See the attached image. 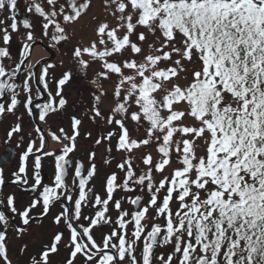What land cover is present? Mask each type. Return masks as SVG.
<instances>
[{
	"label": "snow or ice",
	"instance_id": "6c2138e0",
	"mask_svg": "<svg viewBox=\"0 0 264 264\" xmlns=\"http://www.w3.org/2000/svg\"><path fill=\"white\" fill-rule=\"evenodd\" d=\"M25 3L28 13L41 18V34L55 48L70 40L68 26L87 14L92 0ZM103 7V18H94V38L73 46V68L55 81L53 95L48 78L56 65L46 62L37 71L40 61L30 62L37 38L29 19L22 21L26 31L18 56L6 47L20 30L18 0H0V13L7 14L0 19L5 45L0 46V117L12 114L17 121L7 132L8 141L23 132V114H17L21 93L25 112L35 115L33 81L48 93L45 103L34 105L39 122L47 123L67 104L63 88L74 78L73 70L86 76L91 69L95 78L89 82L97 90L91 119L118 127L95 143L109 141L106 151L111 152L115 139L116 150L126 154L116 165L124 174L122 182L113 172L105 196L93 194L89 183L95 163L85 174L83 164L73 167L70 159L82 121L71 118V135L63 128L46 134L35 126L39 146L29 140L12 183L29 185L32 160L34 182L27 190L35 192L42 186V160L52 157V184L43 185L40 196L23 210L14 195L6 204L0 199L25 226L38 205L39 216L47 217L60 202L53 223L61 228L31 264H51L50 255L64 243V230L65 264L79 257L84 264H264V0H103ZM21 75L22 84L17 83ZM105 81L112 85L110 95ZM105 99L107 115L101 110ZM49 136L62 145L59 154L45 151ZM22 140L21 135L17 147ZM136 152L141 153L139 164ZM89 158L94 160L95 153ZM117 189L133 195L116 200ZM125 200L132 211L124 209ZM88 205L94 213L85 216ZM9 220L0 211V264H12L6 245ZM104 225L112 230L98 240L96 230Z\"/></svg>",
	"mask_w": 264,
	"mask_h": 264
},
{
	"label": "flooded vegetation",
	"instance_id": "af4514ba",
	"mask_svg": "<svg viewBox=\"0 0 264 264\" xmlns=\"http://www.w3.org/2000/svg\"><path fill=\"white\" fill-rule=\"evenodd\" d=\"M24 3V5H23ZM25 0H18V10H17V22L20 27L18 33H12V40L10 44L6 47H9L11 54L13 57H17L19 51L22 48V40L24 37V33L26 30L22 27V21L24 19H29L30 22L33 24V32L37 38V44L33 47L31 52L30 62L32 64H36L37 61H40V65H37V71L39 67L42 66L44 63H52L56 65L55 68L50 70L49 73V84H50V91L55 94L56 90V83L55 81L61 76L62 72L68 70L71 67H67L65 69L60 68L61 66L58 65V52L59 45H56L55 48L49 47L51 42L50 40L43 38L41 34V24L39 26L40 19L38 16L28 13L25 8ZM6 13H0V19H4ZM36 19L39 21L36 23ZM8 24L11 21H7ZM3 27V25H0ZM11 32V29H9ZM2 35V34H0ZM0 46H5L0 40ZM53 56H52V54ZM8 63V61H5ZM73 79L70 80L63 88V95L67 100V104L65 105L64 109L56 112L51 113L49 117H47V123H41L38 120V110L35 109L34 105L39 103L43 104L48 100V93L43 91V86L32 82L33 86V111L35 113L34 116L29 117L23 108V99L24 94L21 93L19 99H21L22 103L19 105V109L17 114H23V132L20 135L14 136V138L9 142L7 138V132L10 131L11 127H14L16 124V118L12 114H7L6 117H0V170L3 173L4 185L0 188V199H3L6 204V199L9 195L15 196V204L18 210H23L27 207L30 202L34 199H37L40 196V192L43 190V185H51L53 180L54 174V165L55 161L52 157H45L42 160V168L40 169V175L42 180V186L39 187L35 192L27 190L29 185L34 182L33 180V168H32V160H29L28 164V179L29 185H20L17 186L13 184L12 181L14 179L12 173L18 170L19 166V156L25 150V147L29 140H36V146H39V140L34 132L35 126L39 125L45 133L51 129L52 131H56L59 134V129L63 128L65 132L69 135L72 134L71 128V118L75 116L76 118L82 121L81 125L79 126V136L77 137L75 144L76 148L73 153L70 154L71 164L74 165L79 162L82 163L84 166L85 174L87 170L90 168L92 163L96 165V174L92 178L89 183V187L92 188L93 194H99L101 196H105V184L106 179L110 176L113 172H115L118 176V182H122L123 173L116 167L117 163L122 162L121 158L117 157V150L115 148V139L112 140L111 143L112 151L108 152L106 149L109 147V141H103L100 145H97L95 141L102 136L106 135L108 131H118V127L110 126L104 123L103 121L97 120L94 122L91 119V107L92 102L94 103V94L95 92L92 91L91 87L93 85L89 82L91 81L88 75L85 74L82 77H76L73 70ZM24 77L23 75L19 76L17 79V83L22 84ZM39 88L41 90V94L39 97L36 96V89ZM58 99V98H57ZM90 99V100H89ZM0 102H4L0 100ZM10 102V101H9ZM102 110V109H101ZM103 112V111H102ZM89 133L91 135L89 136ZM23 136V140L20 143V146L17 147V141L20 140V136ZM64 143H68V141H64ZM62 147L61 144L53 141L49 136L47 138V147L45 151H52L56 154H59V149ZM95 153L94 160H90V154ZM39 154V153H37ZM105 161H109L106 163ZM73 176L72 168H69V176L67 177L69 184H71V179ZM94 183H97L95 185ZM119 190V189H117ZM121 190V189H120ZM122 191V190H121ZM114 199L118 200L119 195L115 192L113 193ZM4 209V210H3ZM41 207L38 205L36 209L33 210L32 216L33 220L30 222L29 225L25 228L24 232H27L28 229L33 224H47V228L50 230H57V227L61 228V226H57L53 223V218L59 214L61 211L60 202H57L53 207L50 208L49 214L47 217H40L39 213L41 212ZM133 210V209H132ZM0 211H4L7 216L10 217L9 224L14 228L24 227L20 222V218L18 215L11 213L3 204H0ZM94 213V209L91 205L83 208V215L90 216ZM111 215L113 220L116 218V211L114 208L111 209ZM87 223V222H85ZM111 227L109 225H104L102 228L97 229V239L99 240L100 236L108 234L111 231ZM64 237L63 240H66L64 243H68V233L64 230ZM61 244L59 247L62 249H67L65 244ZM68 250V249H67Z\"/></svg>",
	"mask_w": 264,
	"mask_h": 264
},
{
	"label": "rangeland",
	"instance_id": "374dc122",
	"mask_svg": "<svg viewBox=\"0 0 264 264\" xmlns=\"http://www.w3.org/2000/svg\"><path fill=\"white\" fill-rule=\"evenodd\" d=\"M25 8H27V4L25 5ZM103 16H104L103 0H92L90 10L87 12V14L83 15V17L79 19L76 23L68 26V34L70 36V40L68 42H61V44H59V49H57L58 52L57 63L59 66H61V62H63V68L62 67L60 68L62 69H65L67 67L73 68V62L71 61V52L73 46L77 44H87L90 39L94 38L93 33H94V29L97 26V19L94 18L102 19ZM38 21L39 19H36V23ZM39 26H40V22H39ZM46 39L50 40V38H46ZM93 67L95 68L96 66L94 65ZM74 74L76 77L77 76L82 77L84 75L83 73H80L78 70L75 69H74ZM87 75L90 77L91 80L95 78L93 70L91 69L88 71ZM103 83H104L105 91L110 95L112 91V85L107 81ZM91 89L96 93L97 90L94 85L93 87H91ZM101 109L105 115L108 114L109 102L107 99H105L104 103L101 105ZM129 127H131V124L129 125ZM140 134L141 135L143 134V129H141ZM111 143L113 142L111 141ZM149 150L150 149H146L145 151H149ZM122 155H126V154L117 152L118 158H121ZM140 155H141L140 152L135 153L137 164L140 163L139 161ZM94 184L97 185V183ZM116 193L119 195L118 200H120L124 196L133 195V193H126L124 191H121L120 189L116 190ZM136 194H140L139 190H137ZM122 204L124 209L128 211H132V205H130L126 200L122 201ZM47 226H48L47 224L45 225L33 224L28 229L27 232H23L22 234L12 231L10 227H7L6 245L8 248V257L10 258V260L12 262L19 263L20 259H23V263L27 264L31 261V258L33 256H38L40 253L39 251L43 250L44 246L50 243L52 236L57 231V230L56 231L51 230L50 232ZM58 228L59 227H57V229ZM3 230H4L3 227L0 226V231ZM64 242H66V240H64ZM61 247H59V251L57 253L50 255V259L52 260L51 264H60V263L63 264L67 259L68 250L62 249ZM75 264H84V263H82L80 260H76Z\"/></svg>",
	"mask_w": 264,
	"mask_h": 264
},
{
	"label": "trees",
	"instance_id": "16d2710c",
	"mask_svg": "<svg viewBox=\"0 0 264 264\" xmlns=\"http://www.w3.org/2000/svg\"><path fill=\"white\" fill-rule=\"evenodd\" d=\"M137 255H139V251L137 252ZM36 257L39 258V255L36 256ZM9 259H10V258H9ZM50 261H51V263H52V260H51V259H50ZM12 264H24V263H23V259H20L19 263L12 262ZM27 264H31V261H30L29 263H27Z\"/></svg>",
	"mask_w": 264,
	"mask_h": 264
},
{
	"label": "water",
	"instance_id": "95a60500",
	"mask_svg": "<svg viewBox=\"0 0 264 264\" xmlns=\"http://www.w3.org/2000/svg\"><path fill=\"white\" fill-rule=\"evenodd\" d=\"M51 54H52V52H51ZM53 55V54H52Z\"/></svg>",
	"mask_w": 264,
	"mask_h": 264
}]
</instances>
